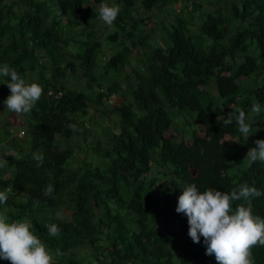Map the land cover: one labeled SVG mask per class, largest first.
Masks as SVG:
<instances>
[{"label": "trees", "instance_id": "trees-1", "mask_svg": "<svg viewBox=\"0 0 264 264\" xmlns=\"http://www.w3.org/2000/svg\"><path fill=\"white\" fill-rule=\"evenodd\" d=\"M168 1H114L120 13L104 33L119 48L96 75L101 50L93 27L104 0H0V67L6 64L43 88L32 111L17 115L5 111L10 78L0 75V143L15 149L0 166V192L7 190L0 211L10 221L30 222L48 249H59L54 264H217L206 255L203 237L194 243L187 217L175 211L183 188L230 192L247 184L264 193V162L249 166L245 159L254 142L264 140V0H236L226 14L205 12L195 31L188 6L200 5L184 0L165 26L141 30L146 20L134 15L137 5L152 12ZM231 20L239 26L229 34ZM148 37L153 44L136 71L128 46H142ZM202 38L211 42L202 47ZM252 44L256 57L247 51ZM67 74L82 77L85 88L67 86ZM252 82L258 84L249 90ZM96 86L91 95L100 104L103 97H120L111 108L117 119L106 126L104 146L94 147L98 160L80 171L70 167L74 151L66 144L84 132L92 101L87 92ZM254 103L261 108L253 115L258 127L247 139L235 118L230 125L224 121L238 109L247 115ZM17 116L24 129L18 136L12 130ZM34 154L43 156L40 166ZM49 185L54 190L46 195ZM236 204L250 205L264 218V195ZM50 224L57 225L58 236H49ZM251 253L254 264H264V246Z\"/></svg>", "mask_w": 264, "mask_h": 264}, {"label": "clouds", "instance_id": "clouds-1", "mask_svg": "<svg viewBox=\"0 0 264 264\" xmlns=\"http://www.w3.org/2000/svg\"><path fill=\"white\" fill-rule=\"evenodd\" d=\"M97 7L99 19L111 28L120 13L119 5L101 3ZM0 75L10 78L5 83L10 90V95L3 102L5 111L17 115L29 114L43 94L42 86L36 82L27 83L15 69H10L6 64L0 67ZM58 95L59 92L55 97ZM251 111L259 114V104L254 103ZM237 113H229L224 123L230 125L235 118L238 131L248 139L252 124L243 109H238ZM68 127L71 131L77 130L75 124H69ZM254 143L256 147L251 148L245 158L249 166L257 161L264 162V140ZM33 158L37 166L43 163L42 155L34 154ZM53 190L49 185L45 194L51 195ZM262 195L264 193L247 184H240L230 192L215 188L200 191L195 184H191L183 188L175 211L187 217L188 235L194 243L199 244L203 237L206 255L214 256L217 264H254L251 249L264 246V218L254 215L250 205L236 204L234 207L233 204ZM6 203L7 190L0 192V205ZM46 227L49 236L59 235L57 225ZM60 255L59 249L53 253L33 233L30 222L10 221L7 211H0V259L10 261V264H54V256Z\"/></svg>", "mask_w": 264, "mask_h": 264}, {"label": "rangeland", "instance_id": "rangeland-1", "mask_svg": "<svg viewBox=\"0 0 264 264\" xmlns=\"http://www.w3.org/2000/svg\"><path fill=\"white\" fill-rule=\"evenodd\" d=\"M114 1L115 0H104L103 3H108L111 6L114 4ZM183 1L184 0L168 1L166 5L164 6V9L156 10L154 8L152 12L150 11L151 12L150 17L148 16L150 12L143 11L140 5H137V10L135 11L134 15L141 13L142 18L146 20V24H143V23L141 24V28H142L141 30H143L144 32H148L149 28L153 27L154 23L157 26L161 24L165 26L167 24L165 23L166 20L167 22H170L172 20V15H171L172 11L174 10L177 11L180 8V5L185 2ZM192 1H195L194 2L195 5H200L199 8H197V6H195L194 8L193 4H191L190 9H188L191 12V16L189 17V23H191L189 24L190 29L195 31L194 26L196 25V23H198V21H200L199 20L200 15H202L205 12H211L215 9H220L222 10L223 13L226 14L229 11L230 4L236 0H192ZM186 3L188 4V1ZM98 8L99 7H97L96 10H98ZM150 23H152V25H150ZM237 26H239V22L231 20L229 23V27H230V30L232 27V30L229 31V34L232 33L233 29ZM93 29L95 30L96 34H98L97 40L100 43V50H101L97 58L98 60L97 66L95 67V74L98 75L103 70L104 61L106 60L107 56H110L111 54L116 53L119 47L108 44L107 39L105 38L106 34L104 33V31L107 30L110 32L112 30V27L108 28V26L101 19H99V24L93 27ZM162 35L164 34H160V36ZM227 36L229 35L227 34ZM196 37L197 36L193 38L196 40ZM155 39H157V37H155ZM206 40H208L207 43L211 42L210 39H203V38L197 39V41L202 42L201 43L202 47L206 46L205 45ZM151 44H153V42H151V38L148 37L147 41H145L142 46L139 45V46H136V48L128 46L129 50L131 51L129 54V58H128L129 66L131 67L133 66V69H135L136 71L142 70L146 56L148 55L149 45ZM247 51L254 57L257 56L258 51L255 45L252 44V46L249 47ZM37 53L39 54V52ZM260 77H262V74L260 75ZM83 80L84 79L82 77H76L71 74L66 75V85L72 88H76L77 90H83L85 88ZM117 80L120 86H122L121 88L124 89V85L120 83L122 78H118ZM250 84L251 85L248 89L252 90V85L254 87L258 83L254 84V82H252ZM105 85L106 84L101 85L102 90L105 89ZM97 90L98 89L96 86V87H93L92 91L90 92L86 91L92 97V101L88 102V107L85 110L86 112V116L84 118L85 123H83L82 125L84 127V132L78 137L72 138L66 144V146H69L74 151L73 155L69 159V164L72 169L82 171L88 165H93L95 161L98 160L96 151H94V147L96 145L99 148H101V146H104V143H103L105 140L104 133L107 132L106 126L110 122H115L117 119V115L115 113H111V108L113 106H116V103L118 104V100H119L118 98L120 97H118V95H111V96H108L107 98L103 97L101 99L102 103L100 104L94 101V96L91 95V93H95ZM212 94H215V93L212 92ZM130 100H131L130 94L124 97V102H129ZM251 108L252 106L250 107L249 112H247V117H249V121L252 124V130H257L258 125L253 117L254 113L251 111ZM184 118L187 121H189L187 116H185ZM17 120H19L18 116L16 117V123L12 127V130L18 136L19 132L24 129L21 126H19L20 123H17L19 122ZM177 127L180 129L181 132L182 131L185 132L184 123L181 122L179 119L177 121ZM261 129L264 130V123H261ZM251 134L252 132H250L249 135ZM23 135L24 134H21L20 136H23ZM182 135L183 134L181 133L180 136ZM184 138L186 139L187 136H185ZM22 139L24 141H28V135L23 136ZM7 154L14 155L15 149L5 148L3 144L0 143V166L6 164ZM7 176H8V172H5L4 177H7ZM86 259H90V257L86 256ZM91 264H96V263L91 261Z\"/></svg>", "mask_w": 264, "mask_h": 264}]
</instances>
